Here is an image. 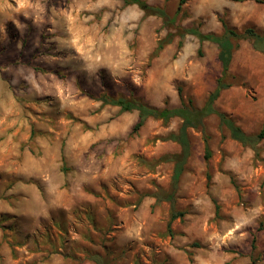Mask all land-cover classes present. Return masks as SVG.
Segmentation results:
<instances>
[{"label": "rangeland", "instance_id": "1", "mask_svg": "<svg viewBox=\"0 0 264 264\" xmlns=\"http://www.w3.org/2000/svg\"><path fill=\"white\" fill-rule=\"evenodd\" d=\"M143 1L166 16L122 0H0V264H95V254L108 264H168L171 248L200 252L204 264H236L227 261L234 254L264 264V141L258 160L212 116L207 161L204 134L190 130L192 156L176 195L185 217L173 223L172 240L171 207L153 199L172 194L175 164L158 159L180 155L163 140L181 120L150 119L132 135L138 113L97 101L106 93L178 107L182 88L202 108L221 76L219 48L205 42L200 56V41L187 35L179 50L181 36L191 28L222 35L221 19L264 35V4ZM235 45L231 81L239 84L216 108L256 135L264 54L250 41Z\"/></svg>", "mask_w": 264, "mask_h": 264}, {"label": "trees", "instance_id": "2", "mask_svg": "<svg viewBox=\"0 0 264 264\" xmlns=\"http://www.w3.org/2000/svg\"><path fill=\"white\" fill-rule=\"evenodd\" d=\"M125 7L129 6H139L147 14H159L165 17L166 14L163 10L152 8L143 0H122ZM189 0H180V9ZM233 1H244V0H233ZM258 4H264V0H254ZM224 29L222 35L216 34H204L198 28L187 29L183 36H181V41L179 42V50L184 47V40L187 35H192L196 37L201 44L198 51L199 55L203 54V44L205 42H211L218 46L219 56L218 59L222 66L221 76L217 80V85L215 91L208 97L207 102L202 108H198L195 105L193 98H186L182 88H178V94L180 98V106L170 107L169 103H166L164 108H156L146 105L142 100L135 97L125 98L119 97L115 98L109 94L102 93L97 101L102 103V108L106 106H114L120 108V114L125 113H138V121L135 124L132 135H137L147 124V122L152 119L155 121H162L164 125H169L172 121L179 119L182 124L179 128L178 133H172L163 141H171L177 143L181 152L180 155L170 156L165 159L160 158L158 161L174 163V171L172 177V194L168 195L165 199H157V203L168 202L171 207V220L168 223V234L170 237H175V232L172 229V225L178 219H183L185 217L184 213H181L176 208V195L179 191L180 182L182 176L186 172V166L189 159L192 156V145L190 140V130L201 131L204 134L205 140V159L208 161L211 156L210 140L206 135V120L212 116H217L220 121V129H226L229 132L230 138L233 141L241 144L243 147L250 148L254 151L255 157L261 160V150L260 145L264 141V127L256 135L248 134L229 114L222 112L216 108V102L220 99L222 93L228 91L229 89L238 86L235 80L236 77L232 75L231 67L234 60V53L237 49L235 42L245 40L250 41L253 49L256 52L264 54V35L259 34L255 29L248 28L243 33H240L235 28L229 26V24L221 19L220 20ZM172 37L170 40L161 41L158 48L155 50L153 56H158L166 46L172 43ZM238 80V79H237ZM216 204V202H215ZM219 206H216V213H219ZM258 231H261L260 229ZM256 242V237H254V242ZM92 260L95 264H108L107 261L100 255L95 254L92 256ZM255 264V263H253Z\"/></svg>", "mask_w": 264, "mask_h": 264}, {"label": "crops", "instance_id": "3", "mask_svg": "<svg viewBox=\"0 0 264 264\" xmlns=\"http://www.w3.org/2000/svg\"><path fill=\"white\" fill-rule=\"evenodd\" d=\"M79 26H80V30L84 31L85 33L87 31L91 30L90 29L91 26L89 27V26H87L85 24L79 25ZM70 27L71 28H75V27H78V26H77V24H73ZM86 34H83V35H86ZM86 36H88V34ZM61 39H62L61 41H64V42L68 41V40H64V39H68L65 36H63ZM80 41H81V39H80ZM87 41H89V39ZM200 47H201V44H200ZM182 49H184V47ZM187 53H189V49L188 48H186L184 50V52H182V56H184V57L187 56ZM101 105H102V103H101ZM135 113H137V112H135ZM153 201H154V205L158 204L156 198H154ZM165 203L167 205H169V207H170V204L168 202H162V204H165ZM170 220H171V215L169 217V222H170ZM167 226H168V224H167ZM176 237H177V234L175 233V237L174 238L171 237V239L174 240ZM190 251L191 250H189L188 248H187L186 252L185 251H178V250H175V249L171 248V250L168 251V253H167L168 264H204V262H203L204 258H202V254L200 252H190ZM211 255H213V254H211ZM241 257L242 256L240 254H234L233 258H227V261H234V262H236V264H249V262H247L248 259H241ZM210 260L212 261V259H210ZM210 260L208 259L207 263H205V264H211Z\"/></svg>", "mask_w": 264, "mask_h": 264}]
</instances>
